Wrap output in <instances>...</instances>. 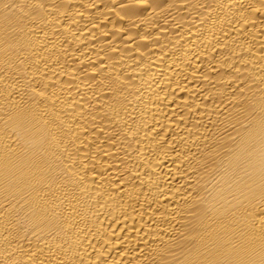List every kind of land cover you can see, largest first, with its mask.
Returning a JSON list of instances; mask_svg holds the SVG:
<instances>
[{
    "label": "bare ground",
    "instance_id": "6f19581e",
    "mask_svg": "<svg viewBox=\"0 0 264 264\" xmlns=\"http://www.w3.org/2000/svg\"><path fill=\"white\" fill-rule=\"evenodd\" d=\"M0 264H264V0H0Z\"/></svg>",
    "mask_w": 264,
    "mask_h": 264
}]
</instances>
